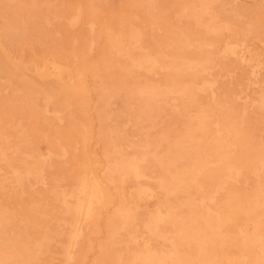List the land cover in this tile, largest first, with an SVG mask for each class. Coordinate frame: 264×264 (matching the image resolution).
Wrapping results in <instances>:
<instances>
[{
	"label": "bare ground",
	"instance_id": "obj_1",
	"mask_svg": "<svg viewBox=\"0 0 264 264\" xmlns=\"http://www.w3.org/2000/svg\"><path fill=\"white\" fill-rule=\"evenodd\" d=\"M23 1L0 0L10 39L31 21L18 20L17 12L35 18L52 5ZM55 1L47 15L61 20L68 10ZM160 1H125L119 10L113 0L69 6L73 22L88 28L91 48L106 15L120 16L104 56L118 71L111 81L98 80L97 115L110 131L105 152L112 149L104 178L88 156L90 124L73 126L81 89L65 81L56 97L48 88L15 91L20 80L0 74V184L7 195L0 241L17 244L12 250L0 244V264L71 262L83 230L97 223L81 212L91 205L89 191L95 189L100 204L107 201L102 179L128 189L107 220L113 224L99 264H264V0H199L198 8L187 0H176V8ZM113 114L121 118L104 125ZM202 147L211 155H202ZM150 159L152 184L144 170ZM79 169H87L88 181L74 174ZM69 188L87 189L68 202ZM10 191L39 197L28 208L25 197L13 202ZM70 205H77V218Z\"/></svg>",
	"mask_w": 264,
	"mask_h": 264
},
{
	"label": "rangeland",
	"instance_id": "obj_2",
	"mask_svg": "<svg viewBox=\"0 0 264 264\" xmlns=\"http://www.w3.org/2000/svg\"><path fill=\"white\" fill-rule=\"evenodd\" d=\"M23 1V3H27ZM75 0H62L65 5L64 10H68L65 16L61 20H57L47 13L51 10L56 1L51 0L52 5L43 9L40 14L36 13L35 18H30L28 13L17 12V19L20 20L24 17L26 21V31L16 39H10L7 35L6 19L0 14V74L10 73L20 80L21 84L14 87L15 91H23L24 88L29 87L32 90H41L48 88L53 97H56L59 90L65 81L72 82L69 85H73L75 88L81 89L78 94L79 99L83 105L80 111L75 112L76 120L73 126L78 127L80 130V120L90 124V131L92 136L88 144L89 157L93 161L97 176L105 177L106 158L111 156L112 149H107L105 152L104 142L110 137V131L101 126L100 119L97 115L100 105V87L98 80L103 79V76L108 75L109 81L112 80L113 75L118 71V66L115 62L104 61V56L109 55L111 51V43L113 36L116 38L120 28V16L107 14L105 21L107 22L102 29H95L96 47L91 48L90 40L88 36L90 32L85 23L88 20L87 11L84 13L85 27L82 23L73 22V13L69 9V6L74 3ZM117 10L125 6V1L130 0H113ZM191 7L198 8L199 0H187ZM161 5L168 8H176L179 4L176 0H161ZM71 11V14L69 15ZM20 17V18H19ZM187 18H173L172 23L184 24ZM162 35L166 34V30H161ZM112 37V38H111ZM60 74L64 75V79ZM82 74V75H79ZM3 92V91H2ZM75 105V104H73ZM113 109L116 110L113 106ZM117 111V110H116ZM73 115V116H74ZM138 116V114H136ZM121 118L118 114H113L112 117H105L102 119L104 125H108L118 121ZM16 130V128H15ZM1 132V131H0ZM209 140H204V146H207ZM1 145V140H0ZM38 149L40 153L47 152V146L44 141L38 143ZM201 153L204 156H210L211 153L204 147L201 148ZM27 154L22 158V162L28 163L31 158ZM15 158L20 159V153L13 152ZM77 161L83 160V152L77 156ZM75 157L73 156V160ZM0 157V164H1ZM15 160L14 162H18ZM86 162L88 160H85ZM155 162L150 159L145 167V181H149L152 184L156 177H152V173L155 171ZM1 172V167H0ZM74 174L77 176H85V179L89 180V172L87 169L74 170ZM112 179H102L105 185V191H107V201L100 204L96 200L95 189L89 191L90 207L81 210L83 218L89 220L94 219L97 223L94 226H90L88 230H83V237L80 242V246L77 248V252L72 258L71 262L62 260L63 264H99L98 260L99 252H101L100 246L106 244V231L109 229L112 222L108 223V219L115 211L118 204L122 201L121 191L128 188H121V185H114ZM132 185L129 184L130 188ZM133 188V187H132ZM83 189L87 188H69L73 190L72 196H67L69 201L72 198H76L78 201L84 193ZM13 202L17 201L21 197H25V202L30 207L32 199H37V191H29L21 195L19 191L14 195L13 191H10ZM6 186L0 184V220L1 227L3 228V222L6 224L5 215L2 212L5 211V196ZM72 207V217L77 218L79 209L77 205H70ZM100 207V208H99ZM98 208V215L93 216ZM99 216V219L96 218ZM15 231V230H14ZM0 244L4 249L12 250L17 244L12 241L11 246L7 245L5 239L0 241ZM104 244V245H105ZM28 245H32L29 243ZM73 253V252H71ZM31 258L32 256L29 255ZM29 261V260H25Z\"/></svg>",
	"mask_w": 264,
	"mask_h": 264
}]
</instances>
